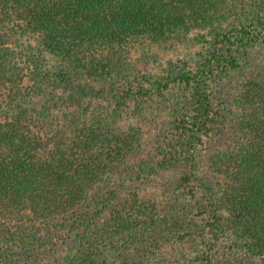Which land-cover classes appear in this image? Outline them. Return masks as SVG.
<instances>
[{"label": "trees", "instance_id": "obj_1", "mask_svg": "<svg viewBox=\"0 0 264 264\" xmlns=\"http://www.w3.org/2000/svg\"><path fill=\"white\" fill-rule=\"evenodd\" d=\"M233 1L0 0V264H44L47 254L57 256L53 264H169L163 249L178 222L172 209L123 192L126 168L139 161L141 128H122L110 104L75 113L41 107L44 73L20 54L19 42L34 37L69 71L106 81L131 45L237 16L245 8ZM238 37L237 46L260 41L256 30ZM207 80L193 83L198 102L177 100L168 115L187 139L179 136L191 164L182 181L196 172V151L209 132ZM252 87L248 97L256 99L222 124L199 183L227 215L220 214L233 248L263 256L264 81L251 76L240 91L245 96ZM75 92L78 102L88 97Z\"/></svg>", "mask_w": 264, "mask_h": 264}, {"label": "rangeland", "instance_id": "obj_2", "mask_svg": "<svg viewBox=\"0 0 264 264\" xmlns=\"http://www.w3.org/2000/svg\"><path fill=\"white\" fill-rule=\"evenodd\" d=\"M233 2L242 3L245 8L237 16L192 25L157 43L145 41L131 45L112 78L106 81L86 79L79 72L69 71L59 58L41 48L34 37H26L24 42L21 38L19 42L20 54L34 60L44 73L40 81L43 94L38 102L41 107L57 110L53 113H75L110 104L111 111L119 108L124 118L122 128H141L137 134L144 142L139 161L134 160L135 166L126 168L127 183L123 192L129 196L138 194L146 202L151 200L162 209L174 211L179 222L175 224L176 236L163 249L169 264H264V255L251 256L233 248L227 220L220 216L227 215L216 207L199 183L204 174H208L209 157L222 124L229 122L242 111L243 105H250L249 99L257 96L248 97L253 87L245 96L240 89L251 76L264 81V0ZM255 30L259 43L236 45L239 35ZM228 39L236 46H231ZM232 55L237 58L234 64L230 60ZM66 74L69 82L62 78ZM201 77H208L205 92L212 104V117L209 132L196 151L194 174L197 177L189 175L190 179L182 181L191 164L186 163L187 155L182 154L179 136L184 143L187 139L176 131L168 115L173 113L177 100L187 106L198 102L193 83ZM77 90H84L88 97L78 102L74 94ZM90 96L96 97L95 100ZM156 108L158 112L153 110ZM158 114L162 118L156 126L151 121L157 120ZM152 136L154 141L149 145L147 141ZM135 155L138 156V152ZM177 165L180 167L176 168ZM114 186L118 191L123 189L119 183ZM45 257L44 264H53L57 256L47 254Z\"/></svg>", "mask_w": 264, "mask_h": 264}]
</instances>
